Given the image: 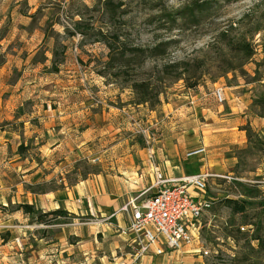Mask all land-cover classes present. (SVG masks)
<instances>
[{"label": "rangeland", "instance_id": "rangeland-1", "mask_svg": "<svg viewBox=\"0 0 264 264\" xmlns=\"http://www.w3.org/2000/svg\"><path fill=\"white\" fill-rule=\"evenodd\" d=\"M194 6L204 7L185 15ZM102 35L114 48L111 57ZM233 40L249 44L253 57L246 61L230 52L227 43ZM134 49L157 52L148 57L134 55ZM173 65L191 70L192 83L200 76L206 94L215 84L241 87L252 105L239 128L243 146L230 153L237 159L232 172L239 180L210 181L214 206L203 217L199 243L191 252L163 258L168 264H264V249L251 239L249 245L244 236L251 238L256 230L254 214L264 199V127L254 124L260 110L253 105L264 96V0H0V211L25 214L20 206L34 205L29 217L36 222L44 214L38 208H58L64 213L46 216L36 233L62 241L64 249L103 239L93 233L96 217L89 202V213L72 214L67 194L95 176L118 174L117 162L135 177L147 174L141 151L156 150L158 143L167 144L165 155L176 156L184 133L196 125L185 113H166L171 111L166 106L186 82L169 85L157 107L136 105L130 89L134 80L157 81V70ZM124 106H130L127 114L109 109ZM212 122L203 116L197 124ZM248 125L252 141L243 130ZM220 165L218 157L213 167ZM41 192L56 194L55 200L31 203L28 195L38 198L45 195ZM227 199L247 201L248 216L234 214ZM0 238L3 244L13 242L5 232Z\"/></svg>", "mask_w": 264, "mask_h": 264}, {"label": "crops", "instance_id": "crops-1", "mask_svg": "<svg viewBox=\"0 0 264 264\" xmlns=\"http://www.w3.org/2000/svg\"><path fill=\"white\" fill-rule=\"evenodd\" d=\"M217 86L221 85L215 84L212 90ZM225 88L226 104L223 106L216 102L212 90L209 94H206L202 86L194 90L184 88L176 95L174 101L166 106V108L171 109L168 112L165 108L166 113L175 112L178 116H184L185 113L188 117L184 118L188 119L189 124L196 125L187 130L184 133V139L180 141L178 149L182 152V156H180L177 149L175 150L177 152L175 157L165 155L167 144L165 142L158 143L156 150H149L150 154L146 149L141 151L144 169L148 168L147 174L143 173L141 176L136 175L137 177H135V173H129L127 169L123 172L122 167L117 162L118 174L108 175L104 173L98 177L95 176L88 181L78 183L73 186L72 191L68 192L66 202L71 204V213H84L85 210L86 213H89L90 210V213L96 217L93 224V233H102L103 239L91 238L88 241L78 243L76 247L70 246L64 249L62 241L60 244H56L53 243L54 241L51 242L47 238L38 236L36 230L39 227L38 225L42 226L35 221L32 222L30 215L21 214L19 211L13 213L0 211V233L5 232L13 238V242L10 244H3L4 240L0 238V263L168 264L167 259L163 257H153L133 263L131 255L135 252V234L129 229V212H125L123 209L132 200L142 196L153 184L154 177L151 173L149 159H153V163L162 170L166 177L171 179H180L209 172L214 176L208 183L215 180L216 176H227L232 178V181L239 180L234 177L232 172L237 164V159L230 153L234 148L243 146L245 136L243 132L239 131V128L248 119L247 111L252 105V100L249 93L244 94L238 91L241 90L239 86L234 87V89ZM128 107L124 106V109L109 107V109L111 111L116 109L122 114H127ZM203 116L210 118L213 122L210 125L208 123L197 124L199 118ZM18 120H21V118ZM254 124L258 127H264V119L260 118ZM212 130L216 134L208 133ZM219 145H224V147L218 148ZM199 149H205V153L188 157V154ZM183 150H186V157H184ZM218 157H221L220 168L213 167V161L217 160ZM38 173L39 169L35 170V173H32L31 176ZM130 177L132 178L130 179ZM128 180L133 183L131 184ZM130 185L134 189L130 188L131 190H129ZM113 187L116 194L112 193ZM133 194L136 195L133 196ZM55 195L46 193L38 196V198L32 194L28 196L32 199L31 203L39 200L51 204L55 200ZM124 195H127V200ZM148 196H142L139 202ZM85 201L89 202V210ZM56 209L58 208H38L44 214L56 211ZM25 237H28V239ZM15 238L19 240L18 246L14 242ZM184 261L186 262V258Z\"/></svg>", "mask_w": 264, "mask_h": 264}, {"label": "built area", "instance_id": "built-area-1", "mask_svg": "<svg viewBox=\"0 0 264 264\" xmlns=\"http://www.w3.org/2000/svg\"><path fill=\"white\" fill-rule=\"evenodd\" d=\"M213 97L219 105L226 104V88L217 86ZM203 153L205 149H199L188 157ZM151 173L154 182L142 194L143 197L149 196L139 202L140 196L123 209L129 212V229L135 234L133 263L191 252L194 244L199 243L203 217L214 206L213 198L208 195V182L214 175L209 172L171 179L152 162ZM216 178L232 181L227 176ZM15 243L18 246L19 240L16 239ZM200 251L198 248L194 252Z\"/></svg>", "mask_w": 264, "mask_h": 264}, {"label": "trees", "instance_id": "trees-1", "mask_svg": "<svg viewBox=\"0 0 264 264\" xmlns=\"http://www.w3.org/2000/svg\"><path fill=\"white\" fill-rule=\"evenodd\" d=\"M204 6H197L193 7L190 12H185V15L188 13H191L195 15V10L202 11ZM104 37V42L108 49L110 50V57L113 55V46L106 40V35H102ZM227 47L230 52H233L235 54L241 55L246 61L250 60L253 55L254 51L252 47L249 44L241 43L239 41L233 40L229 41L227 43ZM157 50H138L134 49L132 50V53L134 55L137 54H143V56L148 57H154L156 55ZM123 54H126L125 52ZM157 70V68H155ZM153 72V71H152ZM152 72H144L147 75L152 76ZM228 72V70H227ZM127 73V72H124ZM157 73L159 74V79L157 81H154L151 77L143 80H134L130 84V89L133 91L135 95V104L136 105H150L151 107H157L161 106L162 100L161 97L164 95V92L169 87V85L176 83L177 81H185L186 82V88L187 89H196L199 87V80L202 79L200 76L197 79V82H190V76L189 73H191V70H188L187 68L182 69L181 66H165L162 70H157ZM188 73V74H187ZM222 73V72H221ZM223 73H226V70L223 71ZM197 77V75L195 76ZM254 107H257L260 111L256 113V116L259 118H264V96L255 98L253 101ZM21 116H16V119H20ZM247 133V138L249 141L253 140L254 132L250 128V126H246V128L243 129ZM19 153L23 154L24 147H19ZM38 193V192H35ZM39 194H45V192H41ZM250 198H255L256 196H249ZM228 208L232 210L234 214H239L242 216L247 217L248 216V208L250 207L249 203L244 200H233V199H227L224 202ZM259 210L254 214V217L258 218L257 228L254 230L253 235L251 238L248 234H244L245 238L249 240L250 245V239L253 241H257L258 244V250L262 251L264 249V199L261 200L260 204H258ZM20 209L24 211L27 215H34L35 214V206L34 205H28L24 204L20 206ZM64 213V212H63ZM61 211H53L47 214H40L38 220H36L37 223H44V218L46 216L50 215H60L63 214ZM247 225V224H245ZM239 234H242L241 228H237L236 230ZM252 248V246H249ZM254 249V248H253Z\"/></svg>", "mask_w": 264, "mask_h": 264}]
</instances>
